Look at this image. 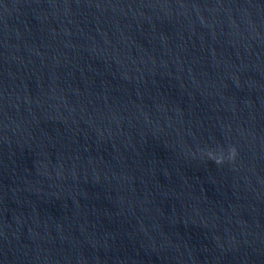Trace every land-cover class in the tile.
<instances>
[{
  "label": "water",
  "instance_id": "water-1",
  "mask_svg": "<svg viewBox=\"0 0 264 264\" xmlns=\"http://www.w3.org/2000/svg\"><path fill=\"white\" fill-rule=\"evenodd\" d=\"M0 264H264V0H0Z\"/></svg>",
  "mask_w": 264,
  "mask_h": 264
}]
</instances>
